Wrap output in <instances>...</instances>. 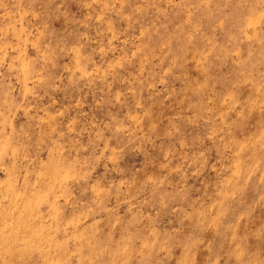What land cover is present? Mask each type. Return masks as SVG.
<instances>
[{"label":"rangeland","instance_id":"374dc122","mask_svg":"<svg viewBox=\"0 0 264 264\" xmlns=\"http://www.w3.org/2000/svg\"><path fill=\"white\" fill-rule=\"evenodd\" d=\"M0 264H264V0H0Z\"/></svg>","mask_w":264,"mask_h":264}]
</instances>
